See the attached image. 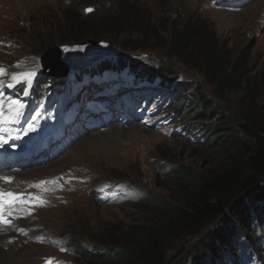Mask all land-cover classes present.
<instances>
[{
  "label": "rangeland",
  "instance_id": "obj_1",
  "mask_svg": "<svg viewBox=\"0 0 264 264\" xmlns=\"http://www.w3.org/2000/svg\"><path fill=\"white\" fill-rule=\"evenodd\" d=\"M235 1L0 0V65L7 67L4 79L9 84L46 82L41 74L46 54L56 48L75 51L90 41L118 48L119 56L112 57L117 62L144 58L169 67L165 84L158 85L162 89L152 90L147 119L110 125L75 144L59 160L17 173L19 187L3 185L1 192L17 189L40 202L25 207L10 231L0 229V264H89L70 243L119 248L118 231L153 224L155 216L145 199L171 201L178 184L187 185L184 180L172 184L176 168L206 177L224 167L229 157L247 159L242 149L215 144L205 148L206 139H197L219 122L197 118L189 104L202 92L230 113L264 126V0L233 8ZM124 18H132L135 26L121 24ZM191 18L215 35L219 48L236 64L229 89L216 80L199 50L191 54L192 47L174 49L169 44L161 49L178 20L184 25ZM22 73L35 75L30 82L12 80ZM174 91L190 98L185 107L175 102L182 94ZM66 97L61 96L63 111ZM191 126L203 129L192 133ZM113 128L121 135L113 137ZM235 131L242 129L236 126ZM224 149L228 156H215ZM74 176L80 177L78 184ZM168 243L171 257L180 241L169 238Z\"/></svg>",
  "mask_w": 264,
  "mask_h": 264
},
{
  "label": "trees",
  "instance_id": "obj_2",
  "mask_svg": "<svg viewBox=\"0 0 264 264\" xmlns=\"http://www.w3.org/2000/svg\"><path fill=\"white\" fill-rule=\"evenodd\" d=\"M133 19L124 18L121 24L135 26ZM181 24L178 20L170 41L166 40L161 49L169 44L174 49L192 47L191 54L199 50L211 65L216 80L229 89L235 82L236 64L232 65L219 48L215 35L204 32L199 20L193 18ZM121 65L131 71L145 70L151 80L166 78L169 69L163 63L146 68L141 60ZM109 67L111 64L102 69ZM179 94H182L179 103L186 106L190 98L182 92ZM189 104L196 109L197 118L219 122L210 127L211 133L205 129V148L215 144L242 149L247 159L229 157L224 167L206 177H199L184 167L176 168L172 184L177 186L174 180H184L187 185L178 184L179 189L171 201L155 196L145 199L156 222L118 231L115 244L119 248L95 244L96 250L91 251L86 243L75 242L76 254L87 263L237 264L244 255L256 256L264 264V126L260 127L243 114L230 113L202 92L189 100ZM236 126L241 127L240 133L235 131ZM228 153L224 149L215 156H228ZM215 223L216 226L211 227ZM169 238L180 241L179 249L171 257Z\"/></svg>",
  "mask_w": 264,
  "mask_h": 264
},
{
  "label": "water",
  "instance_id": "obj_3",
  "mask_svg": "<svg viewBox=\"0 0 264 264\" xmlns=\"http://www.w3.org/2000/svg\"><path fill=\"white\" fill-rule=\"evenodd\" d=\"M119 54L118 48L106 42H88L75 51L62 53L58 48L43 57L44 73L50 77L63 78L71 73L92 67L103 57Z\"/></svg>",
  "mask_w": 264,
  "mask_h": 264
},
{
  "label": "snow or ice",
  "instance_id": "obj_4",
  "mask_svg": "<svg viewBox=\"0 0 264 264\" xmlns=\"http://www.w3.org/2000/svg\"><path fill=\"white\" fill-rule=\"evenodd\" d=\"M88 11H91V9H89ZM0 74H3V70L2 69H0ZM34 75H35V73H22V74H20V76H13L12 80L16 81V82H19L20 80H25V81H29L30 82L31 78ZM22 107L23 106L21 104H19V102H17V101H12L10 103V105H9V109H10V111L12 112V114L14 116H18L20 114V109ZM0 120H2L5 123L11 122V121H9L8 119H6L4 117V113H3V109L2 108H0ZM5 179H7V178H5ZM6 195L8 197H11L12 200L17 199L16 197L13 196L12 193H7ZM2 206H3L2 203H0V207H2ZM49 264H51V262H49Z\"/></svg>",
  "mask_w": 264,
  "mask_h": 264
},
{
  "label": "bare ground",
  "instance_id": "obj_5",
  "mask_svg": "<svg viewBox=\"0 0 264 264\" xmlns=\"http://www.w3.org/2000/svg\"><path fill=\"white\" fill-rule=\"evenodd\" d=\"M9 2V1H8ZM3 5H5V4H3ZM1 17V16H0ZM116 129V128H115ZM114 128H113V130L111 131V135H113V137H117L118 135H121L119 132H117V130H115ZM0 140H1V143H2V146H5L6 148H7V151L8 152H10V153H19L20 151H21V149H19L17 146H12V145H8V143H6V142H8V140H7V138L6 139H4V138H2V136H0ZM88 147V146H87ZM76 172H79V171H76ZM72 174V173H71ZM18 179L19 178H15V182H13V183H11V184H9V186L10 187H19L20 185H17V182H18ZM71 180H72V178L70 179V184H71V186H72V182H71ZM79 180H80V177H78V176H74L73 177V181H75L77 184H78V182H79ZM65 183L67 184L68 183V178H67V180L65 181ZM2 185V184H1ZM67 188L68 187H66L65 188V192L64 193H66V190H67ZM0 191H3V186H0ZM8 192H15V193H19L18 192V190L17 189H13V190H11V191H8ZM64 195V194H63ZM47 206H50V207H52L53 206V204H47ZM7 230V228H5V229H3V231H6Z\"/></svg>",
  "mask_w": 264,
  "mask_h": 264
}]
</instances>
